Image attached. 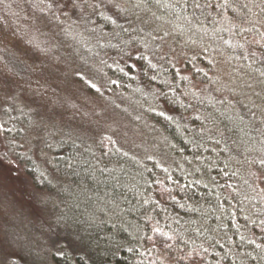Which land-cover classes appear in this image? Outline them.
<instances>
[{
  "label": "trees",
  "instance_id": "16d2710c",
  "mask_svg": "<svg viewBox=\"0 0 264 264\" xmlns=\"http://www.w3.org/2000/svg\"><path fill=\"white\" fill-rule=\"evenodd\" d=\"M124 1L125 11L107 13L104 6L95 21L139 51L123 67L115 69L112 63L108 70L125 88L151 85L158 90L161 105L153 110L154 118L167 134L174 161L163 169L151 160L139 177L140 160L115 149L109 158L101 157L102 164L129 163L116 172L99 173L102 182L97 184L111 206L122 208L110 220H136L144 241L139 233L130 235L119 224L100 220V241L72 236L73 246L80 245L90 262L111 240L116 244L109 253L112 264H164L158 255L169 246L174 255L188 259L180 256L186 264H264V0ZM130 10L135 11L132 24ZM139 11L158 21V27L145 22ZM146 26L155 41L165 34L171 46L176 39L186 51L182 67L170 56L173 45L159 52L155 43L143 44L139 34ZM65 143L54 158L60 172L71 181L90 175L89 162L76 156L71 165L66 158L77 150L90 154L86 146L75 140ZM32 165L28 172L36 183L45 181ZM131 179L144 187L138 196ZM82 183L92 185L86 177ZM81 205L76 212H83ZM100 211L82 218L99 219L104 216ZM92 225L83 224L89 231ZM84 254L53 253L52 261L88 264Z\"/></svg>",
  "mask_w": 264,
  "mask_h": 264
},
{
  "label": "rangeland",
  "instance_id": "374dc122",
  "mask_svg": "<svg viewBox=\"0 0 264 264\" xmlns=\"http://www.w3.org/2000/svg\"><path fill=\"white\" fill-rule=\"evenodd\" d=\"M124 4V0H0V264H55L53 253L84 254L80 245L73 246L72 236L97 241L100 220L113 227L119 224L130 235L139 233L144 241L136 220H110L122 208L111 206L97 184L102 182L97 179L99 173L130 167L115 160L101 163V157L109 158L113 149L141 161L139 177L145 176L151 160L163 169L174 161L167 134L154 118L153 110L161 105L158 90L151 85L125 88L108 70L112 63L115 69L123 67L139 51L130 42L126 47L121 37L110 36L95 21L104 6L110 13L123 11ZM144 10L149 13L148 8ZM147 13L139 11L145 22L158 27ZM131 19L135 11L130 10L132 24ZM148 34L154 35L142 27L143 44L155 43L159 52L173 45L170 56L182 67L186 51L175 38L170 46L165 34L156 41ZM74 140L91 155L77 150L67 160L72 165L77 156V161L89 162L91 173L71 181L54 158L61 154L60 146ZM32 163L45 181L37 184L28 172L33 170ZM84 177L92 185L82 183ZM134 179L129 185L138 187V196L144 187ZM95 202L106 206H95ZM80 204L84 213L76 212ZM101 208L103 217L82 218L96 215ZM90 221L89 231L83 224ZM113 247L116 244L108 240L94 260L84 257L90 264H112ZM173 249H160L158 257L164 264H186L188 259L174 255Z\"/></svg>",
  "mask_w": 264,
  "mask_h": 264
}]
</instances>
